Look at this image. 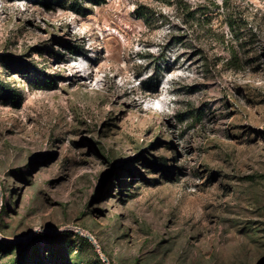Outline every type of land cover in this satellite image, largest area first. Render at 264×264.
Segmentation results:
<instances>
[{
    "label": "rangeland",
    "instance_id": "rangeland-1",
    "mask_svg": "<svg viewBox=\"0 0 264 264\" xmlns=\"http://www.w3.org/2000/svg\"><path fill=\"white\" fill-rule=\"evenodd\" d=\"M106 1L0 0V264H264V0Z\"/></svg>",
    "mask_w": 264,
    "mask_h": 264
},
{
    "label": "trees",
    "instance_id": "trees-1",
    "mask_svg": "<svg viewBox=\"0 0 264 264\" xmlns=\"http://www.w3.org/2000/svg\"><path fill=\"white\" fill-rule=\"evenodd\" d=\"M84 1H88V0H84ZM90 1L94 2V3L97 4V5H99V4H103V3L107 2L106 0H90ZM23 70H25L24 72H29L28 69H23ZM2 86H3V89H4L5 91H7V92H8V91H9V92L12 91V89H8V88H9L8 85L3 84ZM156 88H157V86H156ZM13 93L16 94V92H13Z\"/></svg>",
    "mask_w": 264,
    "mask_h": 264
},
{
    "label": "water",
    "instance_id": "water-1",
    "mask_svg": "<svg viewBox=\"0 0 264 264\" xmlns=\"http://www.w3.org/2000/svg\"><path fill=\"white\" fill-rule=\"evenodd\" d=\"M87 237H89V238L92 239V240L94 239L93 236L90 235V234H87ZM94 240H95V239H94ZM96 245H98V244H96ZM104 258H105V257H104ZM105 260L108 261L107 258H105ZM109 264H110V263H109Z\"/></svg>",
    "mask_w": 264,
    "mask_h": 264
},
{
    "label": "bare ground",
    "instance_id": "bare-ground-1",
    "mask_svg": "<svg viewBox=\"0 0 264 264\" xmlns=\"http://www.w3.org/2000/svg\"><path fill=\"white\" fill-rule=\"evenodd\" d=\"M75 67L77 68V71L79 72V71H80V70H79V66H78V65H76Z\"/></svg>",
    "mask_w": 264,
    "mask_h": 264
}]
</instances>
